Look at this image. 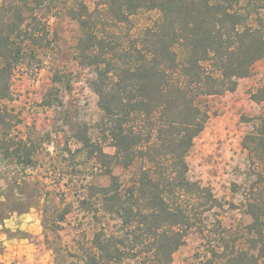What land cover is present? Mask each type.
Segmentation results:
<instances>
[{
    "label": "trees",
    "instance_id": "obj_1",
    "mask_svg": "<svg viewBox=\"0 0 264 264\" xmlns=\"http://www.w3.org/2000/svg\"><path fill=\"white\" fill-rule=\"evenodd\" d=\"M60 14L79 24L73 58L90 70L101 115L76 124L78 146L64 150L83 167L61 168L64 185L76 182L74 200L61 188L64 206L46 227L58 230L73 211L82 216L56 264H174L191 233L205 241L194 264H264V110L242 139L248 173L234 183L238 201L193 179L187 162L211 116L202 98L236 90L264 58V0H0V163L26 170L42 150L51 153V134L21 132V114L8 102L17 74L36 76L56 60L50 19ZM52 82L45 107L63 104L57 83L70 87L58 67ZM250 95L264 109V84ZM136 163L125 187L114 168ZM230 211L240 217L229 222Z\"/></svg>",
    "mask_w": 264,
    "mask_h": 264
},
{
    "label": "rangeland",
    "instance_id": "obj_2",
    "mask_svg": "<svg viewBox=\"0 0 264 264\" xmlns=\"http://www.w3.org/2000/svg\"><path fill=\"white\" fill-rule=\"evenodd\" d=\"M50 22L60 49L56 60L48 58L36 76L17 74L11 84L13 99L8 104L21 114L23 122L18 127L21 132L33 128L51 134L52 142L46 145L51 153L47 154V148L42 150L39 165L26 170L15 164L0 163V264H56L57 248L76 237L79 230L76 218L82 216L79 211H73L67 220L58 223V230L46 227L47 217H54L55 210L64 206L61 188L66 189V201L74 200L76 182L64 185L66 181L59 174L61 168L67 163L74 164L76 169L83 167L82 159L77 157L71 162L64 151L66 146L72 149L78 146L71 137L73 128L80 122H96L101 115L98 97L88 83L90 70L73 58V47L80 34L78 22L66 14L53 16ZM55 67L68 73L70 87L57 83L63 104L45 107L42 100L53 86ZM263 84L264 58L255 63L250 76L239 80L236 90L202 98L211 116L187 156L189 174L211 185L217 194L230 201L240 198L232 191L234 183L247 178L243 136L251 129L250 119L264 110L262 103L251 98L250 91ZM105 150L112 152L113 148L106 146ZM139 167V163L128 168L118 165L114 172L127 187L135 181ZM24 170L28 174L25 179ZM99 181L105 183L106 179ZM226 216L229 222L240 217L235 211ZM243 220L248 222L249 218L245 216ZM88 235L91 236L90 229ZM204 252L202 236L191 233L174 253V264H194Z\"/></svg>",
    "mask_w": 264,
    "mask_h": 264
}]
</instances>
